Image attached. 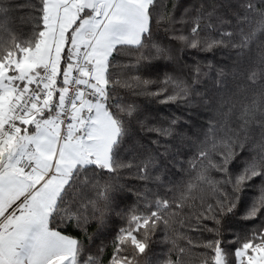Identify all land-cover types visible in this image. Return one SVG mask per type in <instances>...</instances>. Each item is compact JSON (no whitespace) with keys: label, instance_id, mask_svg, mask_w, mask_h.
I'll return each mask as SVG.
<instances>
[{"label":"snow or ice","instance_id":"obj_1","mask_svg":"<svg viewBox=\"0 0 264 264\" xmlns=\"http://www.w3.org/2000/svg\"><path fill=\"white\" fill-rule=\"evenodd\" d=\"M261 37L264 0H0V264H264ZM120 89L182 111L149 124ZM193 222L208 239L152 253Z\"/></svg>","mask_w":264,"mask_h":264},{"label":"trees","instance_id":"obj_2","mask_svg":"<svg viewBox=\"0 0 264 264\" xmlns=\"http://www.w3.org/2000/svg\"><path fill=\"white\" fill-rule=\"evenodd\" d=\"M194 2H204L206 5V8L211 7V5L215 2H217V0H194ZM27 0H13V4L14 5H23L26 4ZM171 3L172 0H169V7H171ZM182 7L178 8L176 10V15L177 17L180 16L181 12H182ZM30 10L29 9H25V11L21 12V11H16L13 13L14 16H25L27 17L29 15ZM215 19H213V23H215ZM235 23V21L233 20V24ZM225 27H231L230 25H225ZM213 35H215V33H213ZM261 41L264 42V37H261ZM255 48V45L253 46ZM190 58H195V59H199L201 61L204 60H212L214 63H219L222 59H224V52L221 49H217L211 53H199V52H192L190 53ZM119 61L121 62H128L130 58L125 57V56H120L117 58ZM229 63H231L229 61ZM244 67H247V65H245ZM141 76H146V75H151L153 78H155L157 75H162V73H156V72H144L141 71L139 73ZM178 74V73H177ZM243 80V77H237L236 79H232V77H229V81H228V89L218 92L216 88L213 87L212 85V81L209 80L208 81V89H209V93L210 95H212L213 97H216L218 95H224L225 98L227 99L228 94H230V92H235L237 90L238 85L241 84ZM255 91H259V89H256ZM254 90L249 88L248 92L246 93L247 95L251 96L253 95ZM119 94L124 97L125 101L127 103H132L137 105L138 109H139V114H140V118L141 119H146L147 122L149 124H158V123H163V121L167 118H170L172 116L173 113L179 114L182 110L178 109L175 105H170V104H160L157 102V99H152L143 95H133L131 92L126 91L125 89H120L119 90ZM199 111L201 112L200 115H197L196 111H193L192 114V124L194 125L192 128V132H189L188 129H184L183 131L185 133H187L188 135H192V133L194 132H198L200 130L199 126L203 125L204 122L207 120L208 118V114L204 113L203 109H199ZM210 114V113H209ZM145 135L150 136L151 138H155L154 134H141L140 137L138 138H145ZM161 143H164L163 140H161ZM176 179H179V177H176ZM140 186V185H137ZM249 191H254L252 189H249ZM134 198L130 197V200H132ZM239 218H233L229 221H227L224 225L223 228V240L225 245L229 248V250H231V245H228V241L232 238L233 235V231H238L239 229L245 227L244 225H241L239 222ZM209 226L210 225V222ZM120 226L118 219L116 217H111L107 224L104 226L103 229H101V238L104 239L105 243H108L112 236L115 234V229L118 228ZM248 227L252 226V223L249 222ZM100 228V225L96 222L90 223L88 225V232L90 234L92 233H96L97 230ZM112 231H109V230ZM70 231H72L70 229ZM77 236H80L81 233L79 232H75L74 233ZM242 234V233H241ZM163 236L164 234L162 232H157L155 236H153V243H152V253L154 254H160L164 251H166L169 247H172L173 242L175 243L176 246L178 247H184L187 245V242L189 239H191L193 241V243L199 242V241H203L209 238V233L207 232H203L201 234L200 231H198L195 227V223L193 222V228L191 230H189L188 228H184V229H180L177 232L171 233L169 236V240L166 243H161V241L163 240ZM95 239V237H94ZM100 242L99 239L96 240V243L98 244ZM91 251H95V247L93 246L91 248ZM201 249H193L192 251V255L196 256V254L198 252H200ZM111 254V248L109 247L108 249H106V256L105 258ZM156 255L152 256V261L153 264H155V260H156ZM193 264H196V261H193Z\"/></svg>","mask_w":264,"mask_h":264}]
</instances>
